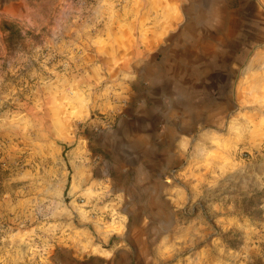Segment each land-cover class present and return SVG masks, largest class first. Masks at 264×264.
I'll return each mask as SVG.
<instances>
[{"label": "rangeland", "instance_id": "374dc122", "mask_svg": "<svg viewBox=\"0 0 264 264\" xmlns=\"http://www.w3.org/2000/svg\"><path fill=\"white\" fill-rule=\"evenodd\" d=\"M203 1L137 143L126 29L163 1L0 0V264H264V0Z\"/></svg>", "mask_w": 264, "mask_h": 264}, {"label": "crops", "instance_id": "0c3cea01", "mask_svg": "<svg viewBox=\"0 0 264 264\" xmlns=\"http://www.w3.org/2000/svg\"><path fill=\"white\" fill-rule=\"evenodd\" d=\"M159 1H163L162 3L166 7H154L155 13H151L153 16L152 24L148 25L146 29H141V31H139L138 23H133L131 30L126 29V35H132L128 40H125V45L132 49L131 59L138 62H151L148 65L151 70H143L142 74L145 80L151 78L152 96L158 102L151 106H147L144 103L134 105L129 112L131 113L130 116L125 119L124 126L120 128L123 136L132 137L137 143H143L144 141L152 142L162 138L159 128L160 125L164 126L167 116L159 104L162 96L161 93L174 87L172 77L167 76L166 71L163 70V65L166 67L167 64L165 62L162 64L163 62L154 61L156 51L167 46V54L171 53L173 55L171 62L179 59L182 63L184 62L183 59L187 61L196 45L193 36L189 34L188 27H186L191 19L190 12L192 9L190 6H196V0H191V3L186 6L185 22L181 12H179L180 7H177L178 5L180 6V0ZM201 4L205 6L203 0ZM137 76L139 77L138 73L133 79H138L136 78ZM130 83L134 84L136 82L133 80Z\"/></svg>", "mask_w": 264, "mask_h": 264}, {"label": "trees", "instance_id": "16d2710c", "mask_svg": "<svg viewBox=\"0 0 264 264\" xmlns=\"http://www.w3.org/2000/svg\"><path fill=\"white\" fill-rule=\"evenodd\" d=\"M4 27H5L6 31H9V29H10L9 26L5 25Z\"/></svg>", "mask_w": 264, "mask_h": 264}]
</instances>
